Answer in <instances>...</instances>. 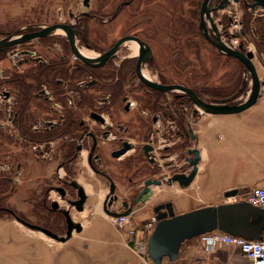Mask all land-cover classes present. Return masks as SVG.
<instances>
[{"label": "rangeland", "instance_id": "1", "mask_svg": "<svg viewBox=\"0 0 264 264\" xmlns=\"http://www.w3.org/2000/svg\"><path fill=\"white\" fill-rule=\"evenodd\" d=\"M202 1L0 0V40L12 34L19 35L36 30L38 24L77 23L82 51L95 55L106 51L121 37L137 36L145 41L152 50V61L143 67V72L146 75L166 83L183 84L194 88L200 92L202 99L208 102L212 99H222L232 95H235L233 101L239 102L245 99L248 93L249 78L245 74L244 67L236 59L219 53L203 37L198 28V12ZM258 13H264V10L258 11ZM213 16L217 19L224 18L228 23L227 33L236 35L231 38L226 37L223 28L216 23L217 30L227 45L232 44L237 47L242 44L245 50H251L253 53L261 52L258 47L259 43L254 41L255 38H253L250 28L253 25L255 27L256 25L262 26L264 20L254 22L255 17L250 15V11H243L241 4L234 3L224 11H217ZM247 16H249L248 20ZM244 18L245 21H248L249 32L242 38L239 31L242 27L245 28L241 24V20ZM206 23L209 30L208 20ZM52 37L59 39V42H63L60 40L62 38L66 39L62 31L55 32ZM49 41L51 42V40ZM59 44H57L60 46L59 54H68L69 59L73 60L72 54L68 53L69 49ZM42 47L40 42L32 39L25 44L16 46L19 51L16 54L20 57L26 55L22 49H28L34 53L36 50L44 52ZM134 50L136 49L133 43L124 44L118 52L117 61L131 59ZM49 57L51 58V56ZM15 59L17 58L10 59L7 53H0V93L5 89L12 93L11 96L18 101L22 108L19 114L23 117L22 119L26 118L27 126L25 130L21 127L22 123L20 122L16 125V122L3 121L0 114V206L24 216L30 223H36V182L44 180V177L51 178L53 167L57 163V161L49 159V155L48 158L36 155V121H39L37 125L47 127L49 123L46 120L52 116H50L48 104H45L41 98H36V89L45 81L43 76H37L36 66L31 63V60L21 61L17 68L14 66ZM253 62L258 77L259 75L264 76L260 69L263 63L260 64L255 58ZM130 67L131 65H126L124 68L129 70ZM107 71L101 70L102 73ZM51 77L52 75L49 76V78ZM121 77L126 79V74ZM7 78L14 82L4 83ZM16 80H20L23 86ZM133 82L137 83L138 81L134 80ZM25 86L29 91L26 96L23 93ZM51 86L53 87V83ZM59 90L55 91L59 92ZM1 96L0 94V112L3 110L2 105L6 103V100ZM261 99L258 101V105L261 104ZM250 109L229 116L235 118L233 121L230 118L232 125L229 126L233 127L236 119L250 113ZM23 110L28 111L27 117L24 116ZM218 117L217 119H219ZM135 125L139 126L138 123ZM214 136L215 134L213 139ZM219 143L220 145L226 143V145L220 147L218 153L209 150L210 165L214 166L215 162L218 164L221 162L222 175L218 179V183L219 181L225 183L230 179H244L249 182V186H253V180L261 176L262 170L251 155L254 154L255 158L262 157L264 143L261 141L252 142L251 146H256L252 154L236 142L219 141ZM193 147V143L190 142L186 149ZM185 155L187 158V153ZM122 163L124 165L125 161H121ZM185 168V172L190 170L187 160ZM188 193L177 195L170 191L162 193L161 197L196 206V201L190 200L195 198L196 192ZM149 215L148 210L143 209L135 213L132 218L135 222L141 220L145 222ZM89 219L92 221L93 229L99 232L96 234L98 240L107 243L101 244L99 241L102 246H95L90 241L72 240V245L81 246L86 243L89 247L94 245L99 248L97 258L100 263H106L111 258L110 250H117L128 259L135 258L124 249V239H126L131 225L128 224L124 229L119 230L108 219H102L98 215H92ZM95 233L91 231L88 236L93 237ZM58 247L57 245L48 246L36 239V231L21 226L9 215L0 219V264H87L81 254L71 255L66 249L60 250Z\"/></svg>", "mask_w": 264, "mask_h": 264}, {"label": "flooded vegetation", "instance_id": "2", "mask_svg": "<svg viewBox=\"0 0 264 264\" xmlns=\"http://www.w3.org/2000/svg\"><path fill=\"white\" fill-rule=\"evenodd\" d=\"M253 2V0L237 2L209 0L207 7L211 19L223 28L226 37L231 38L234 34L227 33V21L224 18H214L213 14L226 10L234 3L241 4L243 11H250V15L255 17L254 22L264 20V13H258L264 9L255 8L252 11L250 5ZM204 20L207 26V18L204 17ZM56 24L70 26L73 46L78 55L96 61L90 64L82 61L74 53L69 37L62 29L36 38V41L43 45L44 52L36 50L34 53L22 49L26 55L20 57L16 54L19 52L16 46L26 42L14 44L0 51L2 54L7 53L10 59L16 57L14 66L17 68L21 61L26 60H31L36 66V73H40L42 69H53L55 66L60 68V71L54 72L51 78L43 76L45 81L36 89V98H41L45 104H48L52 116L46 120L49 123L47 127L37 125L39 121H36V155L42 158H48L49 155V159L57 161L53 167L52 177H44V180L36 182V223L28 222L24 216L3 206H0V213L2 212L0 219L9 215L17 223H19L16 220L18 218L29 225L64 236L67 223L63 211H66L72 219L88 208H92L90 214H93L95 207L107 216L113 213L120 214L126 210L130 211L129 215H134L143 209L154 215L152 209L160 202L149 204L155 195L152 190V195L147 196L144 189L146 187L152 189L154 186L152 184L146 186V182L159 180L161 182L159 188L168 185V179L172 175L187 173L185 172V153L188 150L186 147L190 142L194 145V125L199 112L193 113L197 108L184 91L178 89L162 91L149 87L139 79L137 71L151 83L161 86H181L194 91L199 98H202L200 92L183 84L166 83L146 75L143 67L152 61V50L137 36H124L132 39L121 43L104 61L97 60L124 37L118 39L106 51L95 55L82 51L77 23L38 24L36 30L19 35L12 34L4 38L16 39ZM241 24L245 26L241 29L243 34L239 31L240 37L243 38L249 32V24L245 18L241 20ZM58 31L65 34L66 39H60L63 42L52 37ZM250 31L261 50L256 53L263 55L264 23L262 26L253 25ZM128 42L135 45L134 55L131 59L117 61L120 48ZM59 43L69 49H67L68 53L72 54L73 60L69 59L68 54H59L60 46L57 45ZM147 48L149 52L146 51ZM261 62L264 66V61ZM126 65H131L129 70L124 68ZM101 70L108 71L102 73ZM124 74L126 79L121 77ZM11 80L7 78L4 83L14 82ZM134 80L138 82L134 83ZM108 81L110 83H107ZM0 94L6 100L0 112L3 121L16 122L17 125L24 120L27 126L26 118L22 119L19 114L22 108L11 96L12 93L5 89ZM132 113L134 114L130 115ZM39 120L42 121L40 118ZM146 145L151 148L147 151L148 156L144 151ZM123 149L122 153L114 155ZM121 161H125L124 165ZM187 164L189 165L188 162ZM82 182L90 184L91 193L85 190ZM80 191L84 195V200L82 204L77 205L81 207V210L77 211L71 202L79 200ZM91 200L94 203H91Z\"/></svg>", "mask_w": 264, "mask_h": 264}, {"label": "water", "instance_id": "3", "mask_svg": "<svg viewBox=\"0 0 264 264\" xmlns=\"http://www.w3.org/2000/svg\"><path fill=\"white\" fill-rule=\"evenodd\" d=\"M208 1L209 0H203L201 5L200 30L205 40L215 47L219 53L236 59L244 67L245 74L248 76L250 81V87L245 99L236 102L233 101L235 95H232L227 98L212 99V101L208 102L202 98H199L196 93L190 89L176 85L161 86L151 83L144 79L139 71H137L138 77L144 84L154 89L162 91L178 89L184 91L197 108L193 111L194 114L198 112L199 114L201 113L208 115L239 113L253 106L261 96L260 88L264 85V81L259 79L253 59L255 58L261 64V61H264V56L253 53L251 50H245L242 44H239L237 47L233 46L232 44L227 45L222 40L221 34L217 30V24L210 17V10L207 7ZM233 1L237 2L238 0ZM253 1V4L250 5L252 11H254L255 8L264 9V0ZM204 17H206L210 23L209 30L205 24ZM57 29H62L66 32L73 47L74 53L78 55L73 46V34L70 30V26L57 24L48 26L40 32H32L22 35L16 39H11V37L1 39L0 51H4L7 47L14 44L24 43L29 40L36 39L37 37L46 36ZM241 34H243V30L241 31ZM131 39L132 37L122 38L115 44L113 48H111L101 57V59L99 58L97 61H104L117 49L121 43ZM137 42L142 45L141 42ZM146 51L149 52V49L147 48ZM142 53H144V51H142ZM78 56L82 61L88 64L96 61L85 59L80 55ZM148 150H151V148L146 145L144 147L146 156H148ZM123 151L124 149L115 153L114 155L117 156ZM187 155L190 156L186 158L190 166L189 172L172 175L167 182L169 186L177 184L181 189H185L188 188L193 182L198 171L200 155L196 148L188 149ZM160 183L161 182L159 180H154L153 182L148 181L146 182V186L152 184V186L158 187L160 186ZM144 192H147V196L152 195V189L147 187L144 189ZM241 192L242 191L238 189H230L225 191L224 197L226 199H230L236 197ZM79 194V200L71 202V205H74L77 211L81 210V207H78L77 205L82 204L84 200V195L81 193V191ZM144 199H142V201ZM152 213L155 215L156 223L146 241L147 256L152 264H162L164 259L168 260L169 262L176 261L181 247L186 241L201 237L214 231H220L249 241L261 240L264 237V209L243 201L203 206L180 214L175 212L171 202H160L153 207ZM63 214L67 223V230L64 236H59L44 228L29 225L18 218L16 220L20 224L32 230H37L56 242L63 243L69 240L73 233H78L82 230V225L80 222H75L72 218H70L66 211H63ZM129 214L130 211L126 210L120 214L113 213L111 216Z\"/></svg>", "mask_w": 264, "mask_h": 264}, {"label": "crops", "instance_id": "4", "mask_svg": "<svg viewBox=\"0 0 264 264\" xmlns=\"http://www.w3.org/2000/svg\"><path fill=\"white\" fill-rule=\"evenodd\" d=\"M260 69L264 73V66H262ZM259 79L264 81V76L259 75ZM260 92L261 96L258 98L257 102L253 106L246 109L248 110L251 108L249 110L250 113L236 119L233 127L229 126L231 124L230 118H232L229 116H233L234 114L208 115L200 113L198 115V117L195 119L194 125V146L199 151L200 161L198 163V171L193 182L188 188L185 189H181L175 184L171 186H161L159 188L153 187L152 190L156 197L153 196L154 199H152L149 204L156 203L157 201L171 202L175 212L180 214L203 206L220 205L226 203L229 199L224 197V193L230 189L245 191L255 187H264V152L262 157L255 158L254 154L252 153H254L256 146H251L252 142L258 143L261 141L264 143V85L261 86ZM260 99L261 104L258 105V101ZM217 117L219 119H217ZM231 120L233 121L235 118H232ZM214 134L215 136L213 139ZM219 141L236 142L237 144H240L241 147H244L247 152L252 154V159L260 165L262 170L261 176H259L256 180H253V186H249V182H246L244 179H230L228 182L226 181L224 183L219 181L218 183V179L222 175V170L220 167L221 162L220 164L215 162L214 166L210 165L209 161L211 158L209 156V150H212L213 153H218V149H220V147H224V144L226 145V143L220 145ZM83 184L85 190L88 193H91L92 189L90 184ZM170 191L177 195H184L190 191H195V198L190 200H195L197 203L196 206H193V204L189 205V203H178L173 199L161 197L162 193H168ZM91 203H94V201L91 200ZM190 203H192V201H190ZM91 211L92 208H88L84 210L79 217L74 216V221L81 223L82 230L78 233H73L72 237L66 242H56L46 237L39 231H36V239L44 242L48 246L57 245L59 246L58 248L60 250L66 249L71 255L81 254L87 264H152L148 258H146V260L140 259V257L135 254L132 247L127 242L128 238L131 236L130 232H134V237L136 238L141 237L140 227L143 222L142 220L140 222L133 221L132 217L134 215H131V220L129 223V225H131V229L129 232H127L126 239H124V249L134 255L135 258L128 259L123 257V253H120L117 250H110L111 258L106 263H100L97 258L100 249L94 247L93 244H95V246H102L99 244V241L101 244H105L107 242L98 240L96 234L99 232L93 229V224L89 217L92 215H98L102 219H108L109 221L110 219L107 215L102 214V212L100 213L99 209H96V207L93 210V214H90ZM149 216L151 217L152 214ZM91 231L96 232L93 237L88 236V233H91ZM72 240L90 241L93 242V246L89 247L86 245V243L82 244L81 246H76L77 244L72 245ZM162 264H250V261L244 254H242L237 248L233 246L218 245L215 247H208L203 244L201 237H198L188 240L182 245L176 261L169 262L168 260L164 259Z\"/></svg>", "mask_w": 264, "mask_h": 264}, {"label": "built area", "instance_id": "5", "mask_svg": "<svg viewBox=\"0 0 264 264\" xmlns=\"http://www.w3.org/2000/svg\"><path fill=\"white\" fill-rule=\"evenodd\" d=\"M229 200H231L230 202H247L264 209V187H255L242 191L236 197L230 198ZM109 219L115 228L122 230L130 223L131 217L130 215H121L116 217L112 216ZM155 223V216L150 217L140 229L141 237L136 238L134 237V232H130L131 236L128 238V244L132 246L135 254L142 260L148 258L146 253V239L153 230ZM143 236H145V240ZM201 239L203 244L208 247L218 245L233 246L247 257L250 264H264V237L261 240L249 241L220 231H214L201 236Z\"/></svg>", "mask_w": 264, "mask_h": 264}, {"label": "trees", "instance_id": "6", "mask_svg": "<svg viewBox=\"0 0 264 264\" xmlns=\"http://www.w3.org/2000/svg\"><path fill=\"white\" fill-rule=\"evenodd\" d=\"M58 71H60V68H58V67H54L53 69H50L49 70V68L48 69H42L41 70V72L40 73H36L37 74V76L38 77H42V76H47V77H49V76H51L54 72H58ZM20 80H21V78H20ZM20 80H16L18 83H20L21 81ZM21 84V83H20ZM22 85V84H21ZM23 86V85H22ZM24 91H23V93H24V95L26 96V95H28V93H29V91H28V88H27V86H25V88L23 89ZM26 108H27V106H26ZM28 111H25V110H23V113H24V116L26 115V117H27V115L28 114H26ZM22 128H26V124L24 123V120H23V122H22ZM26 130V129H25Z\"/></svg>", "mask_w": 264, "mask_h": 264}]
</instances>
